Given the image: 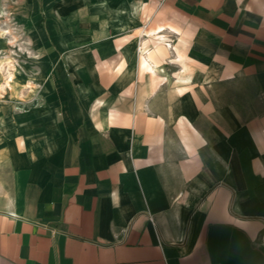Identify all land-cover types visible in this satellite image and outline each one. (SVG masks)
Wrapping results in <instances>:
<instances>
[{"label":"crops","instance_id":"0c3cea01","mask_svg":"<svg viewBox=\"0 0 264 264\" xmlns=\"http://www.w3.org/2000/svg\"><path fill=\"white\" fill-rule=\"evenodd\" d=\"M141 5L138 51L0 111V264H264V0Z\"/></svg>","mask_w":264,"mask_h":264},{"label":"rangeland","instance_id":"374dc122","mask_svg":"<svg viewBox=\"0 0 264 264\" xmlns=\"http://www.w3.org/2000/svg\"><path fill=\"white\" fill-rule=\"evenodd\" d=\"M142 2L0 0V111L16 112L23 125L25 113L44 107L48 89L65 88L47 87L49 79L77 77L74 63L98 62L97 51L122 36L138 51Z\"/></svg>","mask_w":264,"mask_h":264}]
</instances>
